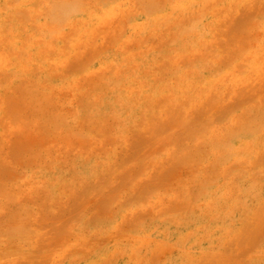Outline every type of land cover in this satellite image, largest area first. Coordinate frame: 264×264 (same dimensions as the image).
I'll list each match as a JSON object with an SVG mask.
<instances>
[{
	"label": "rangeland",
	"instance_id": "rangeland-1",
	"mask_svg": "<svg viewBox=\"0 0 264 264\" xmlns=\"http://www.w3.org/2000/svg\"><path fill=\"white\" fill-rule=\"evenodd\" d=\"M0 264H264V0H0Z\"/></svg>",
	"mask_w": 264,
	"mask_h": 264
},
{
	"label": "bare ground",
	"instance_id": "bare-ground-1",
	"mask_svg": "<svg viewBox=\"0 0 264 264\" xmlns=\"http://www.w3.org/2000/svg\"><path fill=\"white\" fill-rule=\"evenodd\" d=\"M43 1V0H42ZM209 1V0H208ZM82 2H83V0H82ZM30 3V2H29ZM38 3V2H37ZM59 3H61V2H59ZM151 3V2H150ZM58 4V3H57ZM114 4V3H113ZM152 4V3H151ZM31 6V5H30ZM151 6V5H150ZM149 5H148V7H150ZM204 6V5H203ZM49 7V6H48ZM68 7V6H67ZM86 7V6H85ZM53 8V7H52ZM59 8H61V7H59ZM63 8V7H62ZM64 8H66V7H64ZM67 9V8H66ZM62 10V9H61ZM114 11V10H113ZM201 11V10H200ZM204 11V10H203ZM15 12V11H14ZM50 12V11H49ZM130 12H132V11H130ZM154 12V11H153ZM85 13V12H84ZM109 13V12H108ZM107 13V14H108ZM54 14V13H53ZM61 14V13H60ZM172 14V13H171ZM55 15H57V14H55ZM66 14L64 13V16H65ZM67 15H69V14H67ZM125 15V14H124ZM149 16V15H148ZM68 17V16H67ZM49 18V17H48ZM51 18V17H50ZM57 19V18H56ZM64 19V18H63ZM66 19V18H65ZM124 19V18H123ZM202 19V18H201ZM9 20V19H8ZM167 21V20H166ZM50 22V21H49ZM119 22V21H118ZM51 23V22H50ZM3 24V23H2ZM56 25V24H55ZM54 25V26H55ZM63 27V26H62ZM74 27V26H73ZM57 28V27H56ZM59 29V28H58ZM57 29V30H58ZM74 29V28H73ZM111 29V28H110ZM9 30V29H8ZM184 33V32H183ZM189 33V32H188ZM52 34V33H51ZM47 35H48V33H47ZM53 35V34H52ZM183 35V34H182ZM32 37V36H31ZM255 57V56H254ZM14 62V61H13ZM95 93H97V92H95ZM43 95V94H42ZM48 96V95H47ZM98 98V97H97ZM46 99V98H45ZM44 100V99H43ZM38 102H39V100H38ZM41 102V101H40ZM44 104H45V102H44ZM118 106V105H117ZM22 107V106H21ZM34 108H36V107H34ZM40 109H42V108H40ZM116 110V109H115ZM42 111V110H41ZM72 113V112H71ZM241 119V118H240ZM252 121V120H251ZM262 121V120H261ZM246 124V123H245ZM249 124V123H248ZM256 124V123H255ZM239 125V124H238ZM262 125V124H261ZM241 126V125H240ZM260 127V126H259ZM219 128V127H218ZM239 129V128H238ZM203 130V129H202ZM259 130V129H258ZM257 131V130H256ZM255 131V132H256ZM203 132V131H202ZM209 132V131H208ZM236 133V132H235ZM232 135H234V134H232ZM243 136V135H242ZM219 137H221V136H219ZM218 137V138H219ZM229 137V136H228ZM217 138V137H216ZM229 139V138H228ZM228 139H226V140H228ZM80 140V139H79ZM212 140V139H211ZM218 140V139H217ZM203 141V140H202ZM215 141V140H214ZM73 143V142H72ZM228 143V142H227ZM200 145V144H199ZM202 146V145H201ZM213 146V145H212ZM216 147V146H215ZM219 147V146H218ZM210 148V147H209ZM219 149V148H218ZM247 150V149H246ZM245 150V151H246ZM244 151V150H243ZM228 154V153H227ZM202 156V155H201ZM214 156V155H213ZM187 159H185V161H186ZM238 160V159H237ZM205 185V184H204ZM252 185V184H251ZM208 186V185H207ZM208 194V193H207ZM176 195V194H175ZM236 196V195H235ZM218 197V196H217ZM224 198V197H223ZM225 201V200H224ZM225 203V202H224ZM206 207V206H205ZM224 211V210H223ZM224 220H226V219H224ZM258 257V256H257ZM261 260V259H260Z\"/></svg>",
	"mask_w": 264,
	"mask_h": 264
}]
</instances>
